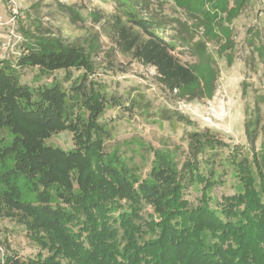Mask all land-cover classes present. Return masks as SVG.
Returning a JSON list of instances; mask_svg holds the SVG:
<instances>
[{"label": "trees", "instance_id": "1", "mask_svg": "<svg viewBox=\"0 0 264 264\" xmlns=\"http://www.w3.org/2000/svg\"><path fill=\"white\" fill-rule=\"evenodd\" d=\"M111 1L116 48L154 67L168 91L188 98L213 94L218 70L207 44L215 40L225 49L230 24L252 2ZM169 3L193 17V29H203L204 38L194 42L188 21L158 18ZM62 7L72 20L80 18L72 6ZM170 24L180 38L166 39ZM32 26L21 30L16 61H0V219L22 225L39 252L22 259L8 249L0 264H264V156L256 149L264 137V96L245 123L247 147L232 146L208 128L193 131L184 162L169 148L156 149L142 176L119 150L105 151L110 132L100 118L122 100L92 78L96 39L87 46L68 44L39 20ZM256 38L252 46L264 66V46ZM182 46L195 63L176 55ZM227 60L232 64L231 54ZM25 68L37 69L41 78L58 71L66 76L32 86L21 81ZM72 70L83 73L70 82ZM173 117L193 124L181 113L162 118ZM62 132L72 134L73 149L46 143ZM228 176L238 189L219 201L212 192ZM191 189L200 193L196 203L186 198Z\"/></svg>", "mask_w": 264, "mask_h": 264}, {"label": "rangeland", "instance_id": "2", "mask_svg": "<svg viewBox=\"0 0 264 264\" xmlns=\"http://www.w3.org/2000/svg\"><path fill=\"white\" fill-rule=\"evenodd\" d=\"M62 5L72 6L80 18L72 20ZM115 7L111 0H0V61H16L24 42L21 30L31 28L34 20H39L46 29L68 44L87 46L96 39L99 49L93 60L97 73L92 78L102 82L108 94L122 100L121 106L107 108L100 118L110 132L105 151L119 150L120 156L129 165L140 169L142 176H146L156 149L169 148L174 151L179 163L184 162L188 156L189 134L193 131L208 128L232 146L247 147L245 123L255 111V102L264 96V66L252 46L257 36L255 44L264 46V0H252L233 20L230 24L232 33L225 49H219L222 42H208V51L218 70L215 90L211 96L195 95L192 98L168 91L160 83L154 67L145 66L132 55L123 54L116 48L110 18L115 14ZM163 13L166 17L161 16ZM93 14L103 16L96 21ZM27 15L34 20L31 21ZM169 17L188 21L193 29V17L187 16L173 3L164 4L158 10V18L165 23L170 21ZM175 27V24L166 27V39L180 36L176 34ZM197 32L193 29L196 33L194 42L204 38L203 29ZM175 53L184 64L191 65L197 61L184 46ZM228 54L233 57L232 64L228 63ZM20 72L22 83L32 86L50 83L53 77L64 79L66 76L64 71H58L41 78L37 76L38 70L32 68L21 69ZM71 73L70 82L83 71L72 70ZM174 113L183 114L193 124L178 122L174 117L171 120L162 118ZM46 143L67 151L73 149L72 134L69 132L56 134ZM256 149L264 156L262 135L258 137ZM226 179L224 186L212 192V196L219 201L222 195H232L238 189L232 177ZM199 196L200 193L193 189L186 194L192 203H196ZM215 203L211 201V206L215 207ZM147 209L151 210L149 206ZM8 249L22 259L35 257L39 252L22 225L13 219L3 218L0 219V255Z\"/></svg>", "mask_w": 264, "mask_h": 264}]
</instances>
